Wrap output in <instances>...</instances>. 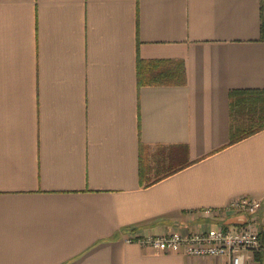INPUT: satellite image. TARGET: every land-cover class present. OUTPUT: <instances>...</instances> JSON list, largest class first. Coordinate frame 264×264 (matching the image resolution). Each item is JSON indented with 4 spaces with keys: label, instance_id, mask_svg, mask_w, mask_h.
Returning a JSON list of instances; mask_svg holds the SVG:
<instances>
[{
    "label": "crops",
    "instance_id": "obj_1",
    "mask_svg": "<svg viewBox=\"0 0 264 264\" xmlns=\"http://www.w3.org/2000/svg\"><path fill=\"white\" fill-rule=\"evenodd\" d=\"M235 89H264L259 0H0V264H229L123 237L249 218L264 264V128L229 143Z\"/></svg>",
    "mask_w": 264,
    "mask_h": 264
},
{
    "label": "built area",
    "instance_id": "obj_2",
    "mask_svg": "<svg viewBox=\"0 0 264 264\" xmlns=\"http://www.w3.org/2000/svg\"><path fill=\"white\" fill-rule=\"evenodd\" d=\"M261 200L250 195L232 198L225 210L250 215L255 214ZM204 212L210 213V209ZM215 210L214 216H220ZM125 242H136L142 246L151 247L155 251L181 252L192 256H225L229 264H249L253 252L260 247L259 232L251 218L244 223L225 226L221 222L207 228L187 231L171 230L169 233L123 237Z\"/></svg>",
    "mask_w": 264,
    "mask_h": 264
},
{
    "label": "trees",
    "instance_id": "obj_3",
    "mask_svg": "<svg viewBox=\"0 0 264 264\" xmlns=\"http://www.w3.org/2000/svg\"><path fill=\"white\" fill-rule=\"evenodd\" d=\"M260 9V35L264 40V0H259ZM143 75H139V84L143 82ZM230 116L231 123L229 129V143H233L241 138H244L262 128H264V89H235L229 92ZM170 166L173 165L171 159ZM141 165V164H140ZM147 166V165H146ZM145 170L140 166L139 180L141 184L152 183L164 175L174 172L176 169L182 167L181 165L165 171L153 179L146 176Z\"/></svg>",
    "mask_w": 264,
    "mask_h": 264
}]
</instances>
